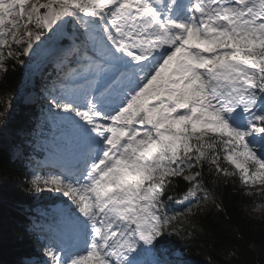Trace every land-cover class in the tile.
I'll return each instance as SVG.
<instances>
[{
	"label": "snow or ice",
	"instance_id": "6c2138e0",
	"mask_svg": "<svg viewBox=\"0 0 264 264\" xmlns=\"http://www.w3.org/2000/svg\"><path fill=\"white\" fill-rule=\"evenodd\" d=\"M60 37L62 163L26 183L63 203L29 264H184L167 245L214 195L206 176L264 196V0H0V79Z\"/></svg>",
	"mask_w": 264,
	"mask_h": 264
},
{
	"label": "trees",
	"instance_id": "16d2710c",
	"mask_svg": "<svg viewBox=\"0 0 264 264\" xmlns=\"http://www.w3.org/2000/svg\"><path fill=\"white\" fill-rule=\"evenodd\" d=\"M8 63L9 71L0 79V127L14 148L0 147V264H25V259L39 255L43 249L29 230L28 215L36 205L57 196L49 192L37 195L29 191L26 183L28 176L20 157L34 142L31 133L36 109L22 102L27 82L22 65L13 67L14 62ZM212 180L206 176V184L214 195L185 225L181 236L171 238L167 258L176 259L175 253L181 251L195 264L205 260L209 264H264V211L262 218L247 212L255 208L254 203L264 210V196L244 195L256 191H246L238 179L215 185ZM186 187L181 181L176 194ZM217 204L219 207H215ZM169 209L180 212L183 207L174 201Z\"/></svg>",
	"mask_w": 264,
	"mask_h": 264
},
{
	"label": "rangeland",
	"instance_id": "374dc122",
	"mask_svg": "<svg viewBox=\"0 0 264 264\" xmlns=\"http://www.w3.org/2000/svg\"><path fill=\"white\" fill-rule=\"evenodd\" d=\"M27 31V28L24 25H21L17 30V36L21 37L24 40H27V36L24 35V33ZM79 41H77L78 43ZM39 44V42H37ZM72 41L68 39L67 37H60L54 40H48L45 41L44 44L40 45V47L35 48V50L30 53L27 57L25 58V65H22L23 67V77L24 80L28 79L34 72L36 67L38 65H41V69L38 72H41L42 74H46L48 71L53 74V78L50 79L49 84L44 86H40V91H42L43 95H39L37 99H35V95L33 92H29L27 95H24L22 98V102L25 104H30V103H38L39 106H43L42 109H40L37 112V119H38V127L36 125L34 126V131H36V135L40 134L41 138V145H47L50 142H58L59 136H60V130L58 127L57 121L52 117V114L49 112V105H48V99L45 98L46 95V89H49L52 87L54 83L60 82L63 77L70 71V68L76 67V62L74 57H68L65 59L66 53L71 47ZM56 58L57 60H61L60 64L56 65H49L50 60L53 58ZM43 64V65H42ZM67 64V66H65ZM65 66V67H64ZM34 72V73H38ZM30 85H33V83L30 81ZM41 100V101H40ZM43 101V102H42ZM40 108V107H39ZM43 126H46V128H43ZM45 129H48L45 131ZM45 131V132H44ZM5 131L0 127V147H3L5 149H13L14 147L11 146L10 140L7 138L6 134H3ZM34 163V162H33ZM34 169V166H32V170ZM187 174V173H186ZM3 177V176H2ZM242 186V185H240ZM258 185H253L250 187H245L243 184V188L246 191H257ZM35 192V191H34ZM47 192V191H46ZM37 195L39 193L35 192ZM2 195H0V202L3 201ZM60 207V204H56L54 206H49L48 210H44L46 213L54 212L53 218H59L58 217V209ZM57 208V210H55ZM37 214H42L43 211L36 209ZM263 209L259 207H255L252 209H248V213L255 218H262L263 217ZM8 222L5 223V228H8ZM181 256V254H178ZM39 256L42 258L38 257H32L31 259H26L25 264H29V262H34V261H43L44 260V255L43 251H40ZM194 260L192 259H187L184 264H195ZM197 264H209V262L205 261H200Z\"/></svg>",
	"mask_w": 264,
	"mask_h": 264
}]
</instances>
